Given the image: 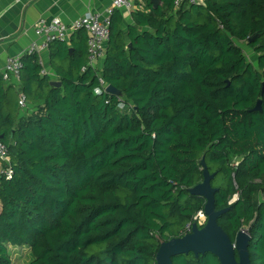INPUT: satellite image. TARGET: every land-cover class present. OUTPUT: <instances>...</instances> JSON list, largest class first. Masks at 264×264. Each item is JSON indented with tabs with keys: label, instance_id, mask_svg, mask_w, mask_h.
<instances>
[{
	"label": "trees",
	"instance_id": "trees-1",
	"mask_svg": "<svg viewBox=\"0 0 264 264\" xmlns=\"http://www.w3.org/2000/svg\"><path fill=\"white\" fill-rule=\"evenodd\" d=\"M160 1L143 0L127 29L115 11L95 67L80 31L49 45L51 74L40 55L23 57L17 82L0 74L13 169L0 175V264H13L9 246L30 248V264H157L161 241L204 211L189 192L203 158L216 210L230 208L219 225L233 241L247 229L251 264H264V0ZM173 262L220 264L210 253Z\"/></svg>",
	"mask_w": 264,
	"mask_h": 264
},
{
	"label": "crops",
	"instance_id": "crops-1",
	"mask_svg": "<svg viewBox=\"0 0 264 264\" xmlns=\"http://www.w3.org/2000/svg\"><path fill=\"white\" fill-rule=\"evenodd\" d=\"M112 1L0 0V74L3 73L9 57L22 55L33 42L40 41L35 34L39 20L51 21L57 18L64 23L72 24L89 13H97L106 20L107 10L112 5ZM135 6L130 12L124 11V29L133 24L132 12L145 8L143 0H135ZM40 60L44 70L51 74L50 52L43 51Z\"/></svg>",
	"mask_w": 264,
	"mask_h": 264
},
{
	"label": "water",
	"instance_id": "water-1",
	"mask_svg": "<svg viewBox=\"0 0 264 264\" xmlns=\"http://www.w3.org/2000/svg\"><path fill=\"white\" fill-rule=\"evenodd\" d=\"M154 9L162 5L160 0H150ZM251 39L249 42L251 43ZM55 85L60 83L54 82ZM107 91L121 95L113 86H108ZM264 94V82H263ZM263 101L260 99L254 110L263 112ZM203 168V181L191 188L189 192L194 196H201L206 200L204 213L207 216L206 224L199 227L197 223L192 224L190 233L183 237L174 238L169 241H161L160 248L156 256L157 264H174L173 258L181 255L193 253L195 257L207 253L215 255L220 264H251L249 258L250 236L247 229H241L236 235L235 241L219 225V218L227 213L230 208L216 210L215 194L217 190L212 186L214 174H211L205 158L201 161ZM238 255L239 259H237Z\"/></svg>",
	"mask_w": 264,
	"mask_h": 264
},
{
	"label": "built area",
	"instance_id": "built-area-1",
	"mask_svg": "<svg viewBox=\"0 0 264 264\" xmlns=\"http://www.w3.org/2000/svg\"><path fill=\"white\" fill-rule=\"evenodd\" d=\"M203 0H175L176 8L182 4L188 3L198 5ZM135 0H113L112 5L108 8V18L103 20L97 13H89L72 24L62 22L60 19H52L47 21L41 19L35 27V34L40 39L38 42H33L28 49L18 56L9 57L6 67L2 73L6 81H19L24 68L23 57L26 55H40L43 51L48 50L49 45L55 41H69L70 37L80 31L88 33V53L89 64L95 67L99 61H102L106 53V43L110 38V18L116 10L130 12L135 9ZM19 104L22 108H26L27 98L25 95L20 96ZM9 151L7 146L0 140V175L7 178H12L13 169L9 160ZM264 199V196H263ZM207 216L204 211L199 213L194 218V223L200 227L206 224ZM193 224V223H192ZM192 224L188 226L187 231L190 232Z\"/></svg>",
	"mask_w": 264,
	"mask_h": 264
},
{
	"label": "rangeland",
	"instance_id": "rangeland-1",
	"mask_svg": "<svg viewBox=\"0 0 264 264\" xmlns=\"http://www.w3.org/2000/svg\"><path fill=\"white\" fill-rule=\"evenodd\" d=\"M238 44L244 50L247 61L253 66L257 67L258 55L255 53V51L246 42L245 43L239 42ZM26 110H27V107L23 109V112L25 113ZM239 160L240 159H233L232 160L233 165H237ZM237 198H238V195L234 196L231 202H234ZM9 250L12 255L13 264H30L32 260L30 248H28L27 246H23V247L9 246Z\"/></svg>",
	"mask_w": 264,
	"mask_h": 264
}]
</instances>
